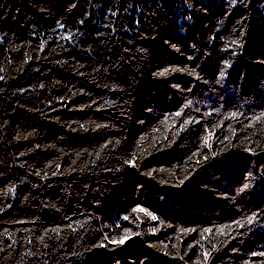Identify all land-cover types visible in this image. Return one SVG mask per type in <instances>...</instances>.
I'll return each mask as SVG.
<instances>
[{
	"label": "trees",
	"instance_id": "1",
	"mask_svg": "<svg viewBox=\"0 0 264 264\" xmlns=\"http://www.w3.org/2000/svg\"><path fill=\"white\" fill-rule=\"evenodd\" d=\"M0 264H264V0H0Z\"/></svg>",
	"mask_w": 264,
	"mask_h": 264
},
{
	"label": "snow or ice",
	"instance_id": "2",
	"mask_svg": "<svg viewBox=\"0 0 264 264\" xmlns=\"http://www.w3.org/2000/svg\"><path fill=\"white\" fill-rule=\"evenodd\" d=\"M124 239H127V237H125ZM124 239H121L120 241H113V243H123Z\"/></svg>",
	"mask_w": 264,
	"mask_h": 264
}]
</instances>
